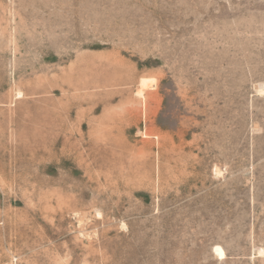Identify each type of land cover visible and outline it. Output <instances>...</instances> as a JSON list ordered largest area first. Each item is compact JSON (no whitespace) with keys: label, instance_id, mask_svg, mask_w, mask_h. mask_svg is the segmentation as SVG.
<instances>
[{"label":"rangeland","instance_id":"rangeland-1","mask_svg":"<svg viewBox=\"0 0 264 264\" xmlns=\"http://www.w3.org/2000/svg\"><path fill=\"white\" fill-rule=\"evenodd\" d=\"M0 264H264V0H0Z\"/></svg>","mask_w":264,"mask_h":264},{"label":"bare ground","instance_id":"bare-ground-1","mask_svg":"<svg viewBox=\"0 0 264 264\" xmlns=\"http://www.w3.org/2000/svg\"><path fill=\"white\" fill-rule=\"evenodd\" d=\"M147 83H148V80H144V81H142L143 89H145V88H146V86H147ZM142 91H143V90H142ZM142 91H141V92H139L140 96H142V95H143Z\"/></svg>","mask_w":264,"mask_h":264}]
</instances>
